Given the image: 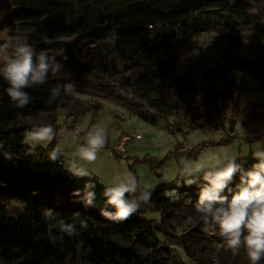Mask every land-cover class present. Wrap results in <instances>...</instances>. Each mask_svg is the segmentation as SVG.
<instances>
[{"label":"trees","instance_id":"obj_1","mask_svg":"<svg viewBox=\"0 0 264 264\" xmlns=\"http://www.w3.org/2000/svg\"><path fill=\"white\" fill-rule=\"evenodd\" d=\"M256 6H264V0H0V11L10 14L0 35L12 31L10 35L27 40L37 53L54 55L62 65L60 77L49 75L44 85L28 89L32 102L23 109L10 101L0 77V264H176L164 242L192 258L197 252L207 255L208 244L223 242L218 231L205 230L194 210L203 179L195 186L180 179L161 180L150 201L135 214L111 221L100 214L104 189L92 181L95 206L85 207L72 193L83 190L89 180L68 174L60 161L48 160L51 149L30 153L23 145V133L38 123L56 128L60 116L78 119L102 109L99 102L87 104L84 98L121 105L150 125L163 121L172 135L184 128H206L213 115L217 130L226 131L228 121L231 126L237 121L249 123L243 81L230 76L225 66L214 69L204 61L192 63L193 54L186 46L212 32L224 49L234 52L240 45L239 29L249 28L258 40V59L232 53L228 63L264 84V22L253 12ZM71 38L94 43L79 56L65 41ZM68 82L80 94L62 93L48 104L51 87ZM220 100L232 105V114L226 104L218 108ZM255 163L258 160L251 156L241 168L247 171ZM239 180L237 172L229 188L235 190ZM171 189L178 198L163 194ZM222 195L231 199L227 189ZM45 209L69 221L79 213L88 227L75 237L54 233L63 235V241L53 243L46 231ZM107 210L115 211L112 206ZM148 213H158L159 221L146 220ZM188 218L194 226L175 235L173 224Z\"/></svg>","mask_w":264,"mask_h":264},{"label":"clouds","instance_id":"obj_2","mask_svg":"<svg viewBox=\"0 0 264 264\" xmlns=\"http://www.w3.org/2000/svg\"><path fill=\"white\" fill-rule=\"evenodd\" d=\"M0 57L4 58L0 66V77L7 84L5 92L18 109H23L32 102L28 89L44 85L49 80V75L60 77L62 71V65L54 55H49L44 50L37 53L31 43L22 41L15 35H9L7 41L0 44ZM64 78L70 80V75L65 74ZM62 93L73 97L80 94L74 83H57L51 87L47 103H55ZM80 131L76 129L75 134L79 135ZM65 133H68L66 128L58 132L50 123H38L26 129L23 136L33 150L30 153L35 154L37 146L51 144L58 135ZM106 140L105 129L95 127L84 134V142L79 146L75 159L65 162L63 150L58 143L47 152L48 160L60 161L72 175L89 177L83 190L77 189L72 193L80 198L85 207L95 206L96 201V185L91 181L93 174L85 164L97 159ZM253 156L258 163L247 171L242 170L241 165L236 162L237 156L225 155L221 159L217 155H211L207 160H185L177 176L186 185L197 183V177L202 176L204 183L199 185L194 210L207 226L205 230L218 231L233 254L238 255L243 249L249 264H260L264 260V149L254 151ZM237 172H240V180L233 190L229 188V184ZM164 180L171 182L173 179L165 177ZM104 185L105 207L100 209V214L111 221L128 219L140 209L141 204L151 199L152 188L141 184L131 172L114 176ZM225 189L231 193V199L222 195ZM163 194L172 199L178 198L175 189L166 190ZM107 206H112L115 211L107 210ZM43 215L47 223V235L53 243L62 242L63 235L78 236L80 229L88 227L86 219H79V213H74L70 221L54 214L52 209H45ZM57 232L63 235L54 234Z\"/></svg>","mask_w":264,"mask_h":264},{"label":"rangeland","instance_id":"obj_3","mask_svg":"<svg viewBox=\"0 0 264 264\" xmlns=\"http://www.w3.org/2000/svg\"><path fill=\"white\" fill-rule=\"evenodd\" d=\"M253 12L258 14L264 22V6H256ZM10 14L0 11V26L8 19ZM9 30L0 35L1 39L7 41ZM241 35L240 45L236 50L229 51L222 47L215 33H202L195 40L190 42L186 49L193 54L192 63L204 61L207 66L214 69L225 66L230 76H235L246 85V102L249 105L251 121L243 123L237 121L235 126L226 123V131L217 130L214 125L217 123L216 115H213L212 124L200 130L183 129L182 133L170 134L165 129L163 121L156 125L143 122L129 110L121 105L108 101H99L91 98H84L87 104L99 102L102 109L98 112H88L84 116L74 119L60 116L56 123V130L68 129V133L58 135L51 144L37 146L38 149H52L58 143L63 150V159L67 162L77 157V150L84 142L86 131L95 127H102L107 133L105 146L99 150L97 159L94 162L86 163L85 166L93 174L91 181L104 189L106 183L114 176L122 175L126 172L133 173L141 184L148 186L154 191L164 178L173 179L177 176L182 162L185 160H207L211 155H217L221 159L227 156H237V163L242 165L253 156L254 151L264 149V84L256 77L235 69L228 63L232 53L245 59L257 60L260 51L258 40L253 31L242 27L239 29ZM71 43L79 56H84L87 47L94 43V40L77 41L73 38L66 39ZM264 45V39L261 40ZM4 58L0 57V66ZM227 105V113L232 114V105L227 100H220L218 108ZM80 129V134L76 135L75 130ZM139 135V140L135 136ZM127 136L132 140L125 147V157L121 154L111 153V148L117 144L122 137ZM24 146L29 147L25 142ZM33 151L30 149V152ZM257 160V159H256ZM65 171L72 175L65 167ZM74 176V175H72ZM89 180V177H79ZM202 176L197 177V185ZM183 181V180H182ZM128 194H126L127 196ZM146 220L159 221L158 213H148L144 216ZM193 219L188 218L181 223L173 224V232L180 236L194 226ZM208 244V243H207ZM164 247L172 250L176 264H249L243 249L238 255L232 253L224 242L219 245L208 244L209 253L203 255L197 252L195 257H188L185 252L174 244L163 243ZM264 264V260L260 261Z\"/></svg>","mask_w":264,"mask_h":264},{"label":"built area","instance_id":"obj_4","mask_svg":"<svg viewBox=\"0 0 264 264\" xmlns=\"http://www.w3.org/2000/svg\"><path fill=\"white\" fill-rule=\"evenodd\" d=\"M140 138L141 137L139 135L135 136L136 140H139ZM131 140H132V138H130V137H127V136L122 137L121 140L111 148V153L112 154L119 153V154H121L122 158H124L125 153H126L125 147ZM59 164L61 166L65 167V165L62 164L61 162H59Z\"/></svg>","mask_w":264,"mask_h":264}]
</instances>
